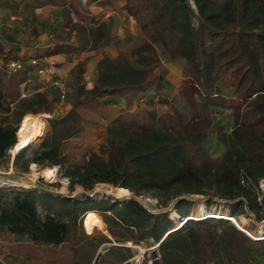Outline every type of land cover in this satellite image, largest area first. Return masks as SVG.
Instances as JSON below:
<instances>
[{"label": "trees", "instance_id": "1", "mask_svg": "<svg viewBox=\"0 0 264 264\" xmlns=\"http://www.w3.org/2000/svg\"><path fill=\"white\" fill-rule=\"evenodd\" d=\"M123 9L139 27L136 43L97 62L91 89L84 82L91 57L77 62L70 72L71 109L49 118L39 145L30 154L26 152L33 144L20 150L11 166L18 175L33 165L57 169L72 192L106 184L133 197L108 201L43 195L40 214L35 189L2 188L0 231L40 247L75 244L80 253L73 263L92 264L100 245L112 241L94 240L79 231L83 219L86 233L92 234L89 217L102 212L109 214V235L115 243H159L162 264H264V196L258 200L254 195L264 181V0H124ZM107 34L105 23L80 28L75 44L59 46L55 53H97L111 44ZM177 63L185 84L176 95L150 99L146 109L117 115L107 124L98 151L82 161L65 153V144L83 133L79 108L105 96L146 94L155 84V72ZM7 75L0 69V80ZM27 75L10 74L7 88L17 90ZM155 105L165 111L158 113ZM15 107L36 116L48 114L51 104L37 94L18 99ZM217 110L232 112L230 131L214 125ZM18 131L19 126L0 125V166L14 150ZM213 136L222 148L220 155L207 147ZM195 196L203 197L207 208L223 202L227 212L194 216ZM139 197H150L170 212L153 214ZM171 212L177 219L170 218ZM241 219L253 222L244 226ZM256 224H263V235L252 234ZM85 241L95 252H83ZM128 259L127 249L113 246L94 264Z\"/></svg>", "mask_w": 264, "mask_h": 264}, {"label": "rangeland", "instance_id": "2", "mask_svg": "<svg viewBox=\"0 0 264 264\" xmlns=\"http://www.w3.org/2000/svg\"><path fill=\"white\" fill-rule=\"evenodd\" d=\"M74 2V0H71L70 8H65L60 12L59 18L64 20L60 25V29L63 30H56L59 29V27L55 25V23L53 25L46 23L44 20L45 16H39V19L35 16H29L27 19L30 26L25 25L23 29L11 31V29H8L4 25L5 22L2 20V15L0 14V56L4 57V60H7L12 57L9 55L10 53L16 56L17 51L23 50V56L35 57L42 63L52 66L55 70L53 78H42L30 72L27 75V81L17 90L7 88V77H9L10 74L5 70L9 75L4 77L5 79L0 80V125L2 127L15 128L19 126L20 128L24 121L37 119L40 122L39 140L43 134L44 136L42 138L46 136L48 130L47 120L49 118H60L71 109L74 103V91L70 72L77 62L90 56H87V54L76 55V53H55V51L60 50L59 46L75 44L77 32L80 28L89 30L95 28L97 24L94 21L88 23L89 20L87 18L84 21L77 18L79 17V14L76 12L78 7H76V3ZM48 17L49 20L50 16ZM54 19L56 21L58 20L57 15L54 16ZM117 23L121 25L122 30L118 29L117 35L114 36V38H109L111 44L107 46L113 49L112 53L114 54L125 51L135 44L140 34L139 27L127 17L118 16ZM49 50L51 54H48L47 51ZM55 55L57 57H55ZM181 66V63L165 64L157 70L155 72L154 91L151 94H135L127 97L120 95L115 98L104 97L99 101L92 102L79 108V113L83 119V133L65 144V153L75 158L77 162L82 161L84 157H87L90 153H96L98 151V147L103 143L107 124L117 115L125 112L127 109L131 111L146 109L150 99L156 101L158 97L167 96L171 98L176 95L179 88L185 84V81L181 78ZM86 76L85 72L84 82L87 87L86 83L88 78L86 79ZM161 87L164 88L162 91L159 90ZM37 94L44 95L50 102L51 109L48 114H39L36 116L22 114L21 109L15 107V103L18 99H33ZM61 94L64 95L63 99H61ZM155 106L158 113L165 111V108L162 106ZM23 118L24 120L22 121ZM212 121L215 126L220 125L223 126L226 131H230L233 125L232 112L217 110ZM16 137L18 139V136ZM42 138L39 141H34L32 143L33 146L30 147L26 154H30L31 151L39 145ZM207 147H209L215 155H220L222 152V148L216 144L214 136L208 140ZM18 152L19 151L14 153L9 150L7 152L8 156L6 155L2 158L0 179L2 181H10L23 185L26 187L24 190L35 189L37 191L35 197L37 204L42 202L43 197L41 196L43 195L58 196L57 198L75 197V199L80 200L88 196L93 200L103 199L108 201H122L133 197L129 192L126 194L127 191L125 190H118L106 184H98L90 192L84 191L79 187H75L73 192L69 191L67 180L58 174L57 169L46 170L53 169L48 167L42 168L33 165L29 167V172L27 174L18 175L13 173V170V172L11 171V165L15 158L14 156H16ZM8 188L10 187H4V189ZM260 189L259 193L254 194L258 200L264 196V183L260 185ZM5 192L8 194L7 192L9 191ZM192 199L198 203L195 206L194 216L205 213L225 214L227 212L223 202L216 203L210 208H207L202 206V202L204 201L203 197L195 196L192 197ZM137 201L153 214L170 212V209H160L156 201L150 197H139ZM39 211L40 214H42L41 205ZM94 214L95 215L89 217V229L86 227V221L84 223L87 230L93 233H86L82 219V231H79L80 235H85L94 240L104 238L112 241L111 243H103L100 245L94 260L97 259V255L102 256L108 248L113 246L123 247V250L127 249L129 251L128 260H130L136 254L137 250L135 248H126L125 244L127 242L117 244L112 240L109 235L111 231L108 223L109 214L102 212H94ZM170 218H176L174 212L170 213ZM102 219L106 221L108 228L105 226ZM251 222H253V219H241V223L244 226H247ZM233 224L235 225V223ZM262 225L263 224H256V230H254L252 234L257 236L263 235ZM134 244L143 249H149L156 243L146 241ZM81 247H83V252L88 254L95 252L93 244L88 241H85ZM78 251L80 253V249L72 243L57 248L40 247L32 245L25 240L17 241L6 232L0 231V264H74V256L77 260L79 257ZM94 260L92 264H94ZM100 264H106V262L101 260Z\"/></svg>", "mask_w": 264, "mask_h": 264}, {"label": "crops", "instance_id": "3", "mask_svg": "<svg viewBox=\"0 0 264 264\" xmlns=\"http://www.w3.org/2000/svg\"><path fill=\"white\" fill-rule=\"evenodd\" d=\"M78 10L76 11L79 14V19L89 20L88 23L92 21L96 22V26L100 23H105L108 27V38H114L117 35V30H122L120 24H118V16L127 17L131 22L134 20L129 17L124 11V0H74ZM71 0H0V14L2 15V20L5 22L4 25L11 29V31H17L18 29H23L25 25L30 26L28 23L27 17H36L39 19V16H45L44 20L46 23L57 25L60 29V25L64 22L63 19H60V12L65 8H70ZM58 17L56 21L54 16ZM125 15V16H124ZM48 16L50 19L48 20ZM43 20V21H44ZM75 21V19H74ZM81 22V21H79ZM82 23V22H81ZM87 23V22H86ZM31 24V23H30ZM57 28V27H55ZM18 50V49H17ZM111 50V51H110ZM112 48L104 47L100 49L97 53H85L87 56H90V60L86 66V79L87 89H91L93 83L96 79V64L101 59H110L113 58L116 54L112 53ZM48 54H51L50 50L47 51ZM18 58L30 59L35 57H25L23 56V50L17 51ZM54 57V56H52ZM55 57H57L55 55ZM154 87V86H153ZM153 87L146 93H153ZM135 95H123L124 97ZM139 95V94H136ZM116 96H105L106 98H115Z\"/></svg>", "mask_w": 264, "mask_h": 264}, {"label": "built area", "instance_id": "4", "mask_svg": "<svg viewBox=\"0 0 264 264\" xmlns=\"http://www.w3.org/2000/svg\"><path fill=\"white\" fill-rule=\"evenodd\" d=\"M0 69H5L9 74H15L24 71L29 74L30 72H32L42 78H53V76L55 75V70L52 66L46 65L36 58H30L26 61H22L19 58H9L7 60H4V57L0 56ZM63 98L64 95L61 94V99ZM12 170L13 169L11 167V171ZM4 187H13L15 189L23 190L26 189V187H24L23 185L12 183L10 181H2L0 179V189ZM125 247L135 248L137 252L130 260L122 264H162L159 254V243H156L149 249H143L131 242H127L125 244Z\"/></svg>", "mask_w": 264, "mask_h": 264}, {"label": "bare ground", "instance_id": "5", "mask_svg": "<svg viewBox=\"0 0 264 264\" xmlns=\"http://www.w3.org/2000/svg\"><path fill=\"white\" fill-rule=\"evenodd\" d=\"M17 136H18V142H17V144H16V146H15V148L13 150L14 153L17 152V151H20V150H23V149L27 148L34 141L38 140V138L40 136V122H39V120L32 119L30 121H24L21 124L20 128H19V131L17 133ZM262 183H264V181H262L261 184ZM126 194H128V192H126ZM216 215L217 214H215V215L212 214L208 218H210V217H216ZM228 220L230 222H232V223H235L236 226L239 229H241L237 225V223L235 222L234 219L228 218Z\"/></svg>", "mask_w": 264, "mask_h": 264}, {"label": "water", "instance_id": "6", "mask_svg": "<svg viewBox=\"0 0 264 264\" xmlns=\"http://www.w3.org/2000/svg\"><path fill=\"white\" fill-rule=\"evenodd\" d=\"M190 1H191V0H190ZM235 225H236V224H235ZM97 256H98V255H97ZM97 256H96V258H97ZM95 260H96V259H95ZM95 260H94V261H95Z\"/></svg>", "mask_w": 264, "mask_h": 264}]
</instances>
